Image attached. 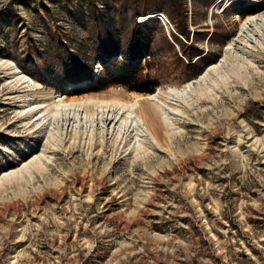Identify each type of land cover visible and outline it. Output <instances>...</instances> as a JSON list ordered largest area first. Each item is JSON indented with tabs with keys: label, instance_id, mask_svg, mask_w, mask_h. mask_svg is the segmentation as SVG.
Masks as SVG:
<instances>
[{
	"label": "rangeland",
	"instance_id": "1",
	"mask_svg": "<svg viewBox=\"0 0 264 264\" xmlns=\"http://www.w3.org/2000/svg\"><path fill=\"white\" fill-rule=\"evenodd\" d=\"M205 1L0 0V60L34 81L29 102L157 91L119 85L72 95L86 83L61 86L64 59H94L102 17L123 6L138 23L164 14L150 28L163 64L158 89L196 82L187 97L168 100L176 115L149 106L158 114L155 137L138 147L135 132L116 141L87 129L78 138L71 126L49 140L46 129L32 128V114L22 115L20 93L4 87L10 71L0 69V264H264V31L257 45L238 43L218 72L197 82L222 61L240 20L264 9L242 17L223 11L227 0ZM171 5L173 20L152 11ZM184 10L189 42L176 27ZM174 36L215 61L182 77ZM35 156L42 163L25 169Z\"/></svg>",
	"mask_w": 264,
	"mask_h": 264
},
{
	"label": "bare ground",
	"instance_id": "2",
	"mask_svg": "<svg viewBox=\"0 0 264 264\" xmlns=\"http://www.w3.org/2000/svg\"><path fill=\"white\" fill-rule=\"evenodd\" d=\"M156 15H159V13L149 14L147 17L149 19L156 18ZM240 21L239 34L237 38L233 39L226 46V53L222 61L210 65L208 70L197 79V82L205 81L211 71L218 72L228 58L229 51L235 49L238 43L246 47L257 45L259 41L258 36L264 31V13H256ZM3 67H8L7 72L10 71L6 75L10 82H6L4 85V87H6L5 89L10 91L8 94L12 95L15 92L20 93L21 96L19 99H21L24 106L21 111L22 115L27 116L32 114L29 120L32 128L38 131H45L46 129V131L50 133L49 140L50 138L53 139V137H57V139L60 138L66 130L68 132L71 126L72 130L75 131V136L78 138L81 137L87 129L89 132L92 131V134L97 130V133H99L102 138L105 136L114 137L116 141L120 138L124 140V137L135 132L132 133L134 134L132 138L136 139L135 142H133L139 147L142 145V142L144 143L145 140H148V137H155L151 129V116L153 114L158 116V114L155 110L153 114H148L149 106L163 112L164 115H176L177 109L169 105L168 100L171 98L180 99L185 96L187 97L193 91L196 83L188 82L182 87H169L164 91L158 89L156 91L158 92L160 90L158 93L154 92L149 95L137 92L127 93L126 96H122L120 93L119 95L112 94L110 96L63 95L60 96L58 100L52 101L51 103L45 100L44 102L34 104L29 102L31 98L29 95L35 94L36 85L34 81L24 75L14 61L0 60V69L4 70ZM166 119H168V117H166ZM129 139H131V137ZM127 145H129V143ZM29 162L24 165L25 169H30L31 166L36 163H42L40 157L36 156L32 157L31 162ZM15 172L16 171H12L11 173Z\"/></svg>",
	"mask_w": 264,
	"mask_h": 264
},
{
	"label": "trees",
	"instance_id": "3",
	"mask_svg": "<svg viewBox=\"0 0 264 264\" xmlns=\"http://www.w3.org/2000/svg\"><path fill=\"white\" fill-rule=\"evenodd\" d=\"M91 1L95 3V0ZM215 1L206 0V7ZM230 6L232 11H240L242 17L264 9V3L254 2V0H234ZM119 10H122L121 14L118 11L116 13L111 11L102 17V24L105 25L106 31L102 29V34L98 33L97 56L94 59L86 62L82 58L74 56L73 53L64 59L61 86L66 87L67 82L86 83L74 90L72 95L101 92L119 85L125 86L131 91L149 93L153 92L155 87L163 84V64L157 60L158 57L155 53L157 38H153L150 29L158 20L149 19L138 23L137 15L133 16L132 20L127 19L124 14L127 9H124V6ZM152 11H165L169 19L173 20L177 8L175 9L173 5L168 9L155 6ZM183 13L181 24L177 23L176 27L178 33L189 42L191 31L189 30L187 10H184ZM105 19H110L109 23H106ZM94 23H101V20H94ZM173 38L180 46V52L174 53L179 57L181 68L184 70L182 77L192 79L200 75L208 64L215 61V58H210L212 55L210 52H204L193 44L194 41L191 44H186L178 36ZM97 64L100 71L96 70Z\"/></svg>",
	"mask_w": 264,
	"mask_h": 264
},
{
	"label": "built area",
	"instance_id": "4",
	"mask_svg": "<svg viewBox=\"0 0 264 264\" xmlns=\"http://www.w3.org/2000/svg\"><path fill=\"white\" fill-rule=\"evenodd\" d=\"M163 16H164V14L163 13H161V15H160V17H159V19L162 21V19H163Z\"/></svg>",
	"mask_w": 264,
	"mask_h": 264
},
{
	"label": "water",
	"instance_id": "5",
	"mask_svg": "<svg viewBox=\"0 0 264 264\" xmlns=\"http://www.w3.org/2000/svg\"><path fill=\"white\" fill-rule=\"evenodd\" d=\"M158 88H160V87H156V88L154 89V91H155V90H158Z\"/></svg>",
	"mask_w": 264,
	"mask_h": 264
}]
</instances>
